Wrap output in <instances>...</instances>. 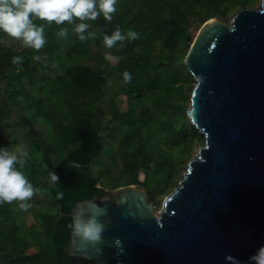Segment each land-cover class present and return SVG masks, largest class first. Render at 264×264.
I'll use <instances>...</instances> for the list:
<instances>
[{
  "label": "trees",
  "instance_id": "obj_1",
  "mask_svg": "<svg viewBox=\"0 0 264 264\" xmlns=\"http://www.w3.org/2000/svg\"><path fill=\"white\" fill-rule=\"evenodd\" d=\"M255 2L118 0L111 22L103 16L88 21L89 31L97 35L84 42L67 22L60 26L53 22L49 26L38 21L45 25L47 38L40 59L32 51L5 46L1 41L4 34L0 33V81L11 78L19 85L8 92L11 103H0V147H7L1 139L4 131H18L42 117L63 146L61 151H55L39 133L23 141L32 149L23 171L45 195L48 207L36 215L40 247L29 254L31 245L23 236L13 203L0 204V264H94L70 257L65 245L73 228L70 213L74 204L101 194L102 189L123 186L121 179L114 185L104 183L91 169L92 162L105 149L110 130L116 129L122 136L119 155L122 173L128 179L125 185L144 187L153 177L157 186L147 191L155 205L158 193L168 194L176 187L183 163H188L194 145L203 139L186 114L184 84L193 77L183 65L185 56L195 33L207 20L226 22ZM61 27L69 29L64 39L56 36ZM116 27L125 34L133 30L139 38L106 48L103 36L111 35ZM93 45L108 50L117 58L116 65L94 53ZM14 56H21L23 63L13 64ZM99 56L96 65L91 66L92 58ZM48 72L54 77L49 79L45 74ZM125 72L131 74L127 83ZM180 75L185 78L182 83ZM110 85L117 86L115 93L126 97V110L120 111L113 97L109 107L103 104ZM34 91L38 97L33 95ZM26 94L32 98L28 108L34 115L12 120V106H18L15 98ZM59 112L67 118V125L56 121L54 114ZM109 115L110 119L104 122ZM153 145L159 147V159H153ZM50 171L59 176V185L50 183ZM140 173L144 175L141 181ZM58 192L61 198H57Z\"/></svg>",
  "mask_w": 264,
  "mask_h": 264
},
{
  "label": "water",
  "instance_id": "obj_2",
  "mask_svg": "<svg viewBox=\"0 0 264 264\" xmlns=\"http://www.w3.org/2000/svg\"><path fill=\"white\" fill-rule=\"evenodd\" d=\"M186 114L205 142L156 213L136 185L77 201L65 250L94 264H254L264 249V0L198 30ZM93 222L83 239L77 222Z\"/></svg>",
  "mask_w": 264,
  "mask_h": 264
},
{
  "label": "clouds",
  "instance_id": "obj_3",
  "mask_svg": "<svg viewBox=\"0 0 264 264\" xmlns=\"http://www.w3.org/2000/svg\"><path fill=\"white\" fill-rule=\"evenodd\" d=\"M117 4L118 0H0V33L24 47L40 50L47 43V38L45 25L38 21L47 22L49 26L53 22L57 26L67 22L73 26V33L78 39L84 42L95 39L97 35L96 32L89 31L91 25L88 21L94 22L103 16L105 21L111 22L117 11ZM68 32L67 27H61L56 36L64 39ZM138 38L135 31L129 30L125 34L116 27L111 35L103 36V44L111 49L125 40ZM12 63L22 64L23 58L14 56ZM123 76L126 83L131 80L130 73L125 72ZM28 159L29 153L22 143L14 148L0 147V204L20 201V209L27 210L31 207L30 201L38 190L23 171ZM49 180L53 186L59 185V176L54 171L49 172ZM61 196L58 192L57 198ZM100 230V226L91 221L75 224L77 234L86 240L96 239ZM251 259L254 264H264V249Z\"/></svg>",
  "mask_w": 264,
  "mask_h": 264
},
{
  "label": "rangeland",
  "instance_id": "obj_4",
  "mask_svg": "<svg viewBox=\"0 0 264 264\" xmlns=\"http://www.w3.org/2000/svg\"><path fill=\"white\" fill-rule=\"evenodd\" d=\"M260 3H261V0H256L255 4L249 8H257L260 6ZM230 20L231 18H229L225 23L228 24ZM192 31L193 33L196 32L195 27L192 29ZM1 41L3 42L5 46H8V47H13L18 50L32 51L35 54V57H39V59L42 56V53H41L42 49L35 50V49L24 47L21 43L17 42L16 40L9 39L5 34L2 36ZM92 51L94 53H98L100 56L105 57V59H107V61L111 65H116L117 58L112 56L108 50L99 48L96 45H93ZM100 56L92 58L89 64L91 66H95L97 59H99ZM38 72H42V71L39 70ZM45 74L48 76L49 79L54 77L52 72H48ZM184 80H185L184 76L180 75L181 83L184 82ZM15 81H12L11 78L0 81V103H11V99L9 96L11 93H8V92L12 88L19 86L18 83H16ZM195 84L196 82L194 79L184 84L185 97H187L185 104L188 107L190 106V96H191L190 89L194 88ZM115 91H117V86L110 85L108 88V93H106V95L104 96L103 104L109 107L111 105L110 99L113 97L114 104L118 107V109L120 111L126 110L128 106L126 97L123 94L115 93ZM28 94L15 98V102L18 103V106L16 107L12 106V110H11L12 120H18L19 118H22L24 116L31 118L34 115V112L31 110V108H28L30 106V103L32 102V98L29 97V95L31 94L29 95ZM33 95H35V97H38V95L36 94V91H34ZM64 112L67 115V112L66 111ZM106 113L109 114V111H106ZM54 116H56L57 122H61L63 125L68 124L67 118L60 115V112L55 113ZM109 119H110V115L106 116L103 119V121L107 122ZM155 129L157 128L155 127ZM37 133L42 135L43 139L46 141L49 147H51L55 151L62 150L63 146L60 145L56 141L51 128L45 122L43 117L40 119H37L34 125L30 124L28 126L23 127L22 129L18 131H15V130L4 131V133L1 134V139L10 148H14V146L21 144V143L24 144L30 155L32 149L28 145H26L25 142L23 141L25 140L29 141L35 138L37 136ZM121 140H122V136L116 129L110 130L106 138V144H105L104 151L101 153L100 157L94 160L91 164L92 171L98 177H100L104 181V183L107 182L110 185H114L118 181V179H121V183L123 184V186H125L128 180L126 177H124L122 173V161L119 155ZM204 142L205 140L203 138L201 142L194 145V148L192 150V158L195 157L197 149L203 146ZM158 149H159L158 146L153 145L151 149V152L153 153V159H159V155L156 153V150ZM186 168H187V163L184 162L182 165L181 174H180L181 178H179V181L182 179L183 174L186 171ZM143 177L144 175L140 173L139 174L140 181ZM156 186L157 185H156V182L154 181V178L151 177L146 186L144 187L138 186V187L147 190V189H155ZM173 189L170 192H168V194H163V193L157 194L156 201L158 202V204L155 205V210H154L156 213L158 212V210L161 209L164 199L173 191ZM12 203L14 205L16 219L22 228L23 236L30 242V245H31L28 253L29 254L34 253L40 247L39 246V242H40L39 234L41 233L40 229L38 228V219L36 218V215L45 212V210L48 207V202L45 199V195L42 194V192L37 191L30 201L31 207L28 208L27 210H22L19 208V204L21 203L20 201H13Z\"/></svg>",
  "mask_w": 264,
  "mask_h": 264
}]
</instances>
